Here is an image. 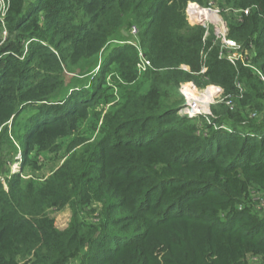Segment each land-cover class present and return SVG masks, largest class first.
Segmentation results:
<instances>
[{
  "label": "trees",
  "instance_id": "obj_1",
  "mask_svg": "<svg viewBox=\"0 0 264 264\" xmlns=\"http://www.w3.org/2000/svg\"><path fill=\"white\" fill-rule=\"evenodd\" d=\"M189 1L210 0H4L0 264L264 258V80L188 22ZM214 1L239 10L228 37L264 73V0ZM183 83L224 100L180 114ZM34 146L65 149L40 184L8 172ZM64 208L60 229L50 211Z\"/></svg>",
  "mask_w": 264,
  "mask_h": 264
},
{
  "label": "rangeland",
  "instance_id": "obj_2",
  "mask_svg": "<svg viewBox=\"0 0 264 264\" xmlns=\"http://www.w3.org/2000/svg\"><path fill=\"white\" fill-rule=\"evenodd\" d=\"M199 4L203 8H210L213 10H215L217 8L221 9L222 13L220 16L226 22L227 25L229 23L228 17H233V16L237 17L239 15V10H230V7H228L229 9L228 8H225V9L221 8L218 5V3L214 0H210L207 4H201V3H199ZM186 7H185V14H186L188 22L191 24L193 22H191L187 16ZM210 17H215V16L213 15ZM210 24L212 26L210 28V31H212L213 34L215 33V31L218 30V26L219 27L221 26V25L217 26V25H214L212 23H210ZM0 35L3 37V40H4V37H6V35H7V33H5V31H3V28H2ZM3 42L4 41H2V43ZM228 50L231 51L230 53L237 54V55H239L241 53V51H244L243 48H241L240 51H236L235 49L233 50L230 48ZM26 51H27V49H26ZM249 56H252L251 51H249ZM85 80H84V83L87 84L88 80L86 82H85ZM109 80H111L110 76L108 77V81ZM215 86L216 85H208L205 88H196V90H197V94L195 95V98L197 99L196 102L198 103L199 107H202L201 110L203 111V114L210 112L211 105H213L217 101V99H219L221 97V94L219 95L217 90H216L217 87H219V86H217V87H215ZM180 94L182 96L183 102L185 103L187 100V96L181 90H180ZM64 155H65V149H62V150L57 151V152H45V151L39 152L38 147L34 146V149L29 153L28 160L24 161V164H25L24 168L20 170L19 167H15L16 163H14V164H12V166L8 172H9V175L19 172L20 179L23 180L24 182L31 179L36 184L37 183L40 184L62 162ZM16 158H21V154L19 153ZM5 170H7V169H5ZM4 178H5V176L2 175L1 179L3 181H5ZM257 195L264 196L261 192ZM261 213L264 214V209L261 210ZM50 214L55 218L56 225L58 226V228L63 229L68 225V222L70 220L71 211L69 208H64L62 210H51ZM254 260L258 264H263V262H264V258L262 256L256 257V258H254Z\"/></svg>",
  "mask_w": 264,
  "mask_h": 264
},
{
  "label": "built area",
  "instance_id": "obj_3",
  "mask_svg": "<svg viewBox=\"0 0 264 264\" xmlns=\"http://www.w3.org/2000/svg\"><path fill=\"white\" fill-rule=\"evenodd\" d=\"M1 1V9H0V17H4L5 15V10H6V5L4 3V0ZM186 12L189 20L193 23L192 25H202L206 29L205 35L207 36L209 34L210 28L212 27L210 23L214 25H221L220 27L218 26V30L215 31V42L220 44L221 48L223 50H227V59L233 63L234 65L237 64V62L240 60L245 66H248L252 68L263 80H264V73L258 69V67L249 59V51H241L239 55L230 53L231 51L228 50L230 49H235L236 51H240L242 48L241 44L236 42L235 40H232L228 37V32L229 28L226 22L221 18V9L217 8L215 10L210 9V8H203L198 2L196 1H189L186 5ZM208 11L210 16H215V17H203V12ZM249 9H246L245 12L247 13ZM214 12V13H213ZM216 14V15H215ZM138 27L137 25H132L130 28V33L132 35H137L138 34ZM6 33V32H5ZM128 43L134 44L132 40H129ZM136 45V44H135ZM252 52V56L253 51ZM224 53L221 55L223 56ZM152 67V62L150 59H148L145 54L142 52L141 49H139V60L137 62V68L140 73L145 72L149 68ZM213 87V86H212ZM217 87V86H215ZM195 87H193L189 83H183L181 85L180 90L187 96L186 102L179 108V113L188 115L190 117H195L199 114H203V111L201 110L202 107L198 106V103L196 102L197 99L195 98V95L197 94V90ZM217 92L221 97L217 99V101H223L224 99L222 98L223 94V89L219 86L217 87ZM216 101V102H217ZM226 104L229 106L233 107V103L231 99H228L225 101Z\"/></svg>",
  "mask_w": 264,
  "mask_h": 264
},
{
  "label": "bare ground",
  "instance_id": "obj_4",
  "mask_svg": "<svg viewBox=\"0 0 264 264\" xmlns=\"http://www.w3.org/2000/svg\"><path fill=\"white\" fill-rule=\"evenodd\" d=\"M203 17L205 18V17H207V18H209L210 17V15H209V12L208 11H204L203 13ZM16 167V166H15Z\"/></svg>",
  "mask_w": 264,
  "mask_h": 264
},
{
  "label": "water",
  "instance_id": "obj_5",
  "mask_svg": "<svg viewBox=\"0 0 264 264\" xmlns=\"http://www.w3.org/2000/svg\"><path fill=\"white\" fill-rule=\"evenodd\" d=\"M125 35H128V33H127V32H125Z\"/></svg>",
  "mask_w": 264,
  "mask_h": 264
}]
</instances>
